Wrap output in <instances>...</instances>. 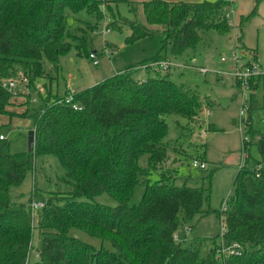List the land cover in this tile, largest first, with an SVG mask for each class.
<instances>
[{"label":"trees","instance_id":"1","mask_svg":"<svg viewBox=\"0 0 264 264\" xmlns=\"http://www.w3.org/2000/svg\"><path fill=\"white\" fill-rule=\"evenodd\" d=\"M262 1L256 0L250 16ZM102 5L98 0H0V115H11L16 96L5 86L9 79L22 71L33 87L36 80L45 78V60L56 66L70 51V44L64 42L67 12L86 10L101 19ZM143 5L148 23L164 27V40L162 52L141 65L167 60L168 49L173 56H182L197 47L201 32L231 31L226 13L230 0H151ZM245 21V17L241 19L240 28ZM130 27L129 42L153 35L136 22ZM84 52L82 47L78 54ZM129 73L78 92L75 102L82 106L80 111L59 103L60 97L49 87L48 99H43L45 108L28 109L23 115L33 122L34 152L12 153L7 140L0 139V264H264V133L257 132L261 171L240 167L224 219L225 239L242 245L244 253L224 257L222 262L213 247L202 257L200 249L209 239H199L197 246L185 248L175 236L181 216L191 223L210 213L204 211V201L211 188L177 185L164 176L151 184L138 163V155L146 153L152 170L163 166L169 148L167 117L195 120L203 109L202 97L196 89L175 83L168 73H154L145 81L135 80ZM247 106L245 125L251 135L255 134L251 115L258 110L253 93ZM209 128L217 130L214 125ZM243 143L245 152L253 145L251 142L249 147L246 138ZM44 155L60 161L65 180L75 192L44 201L35 226V214L24 205L14 206L10 190L25 181L34 171L36 158ZM141 179L146 188L137 207L131 202ZM104 193L115 199L117 206L98 204L95 198ZM35 197L37 188L31 201ZM36 228L42 241L36 251L38 259L31 261ZM75 230L102 244L110 243L114 251L98 250L75 238L71 234ZM251 245L257 247L254 252L248 251Z\"/></svg>","mask_w":264,"mask_h":264},{"label":"rangeland","instance_id":"2","mask_svg":"<svg viewBox=\"0 0 264 264\" xmlns=\"http://www.w3.org/2000/svg\"><path fill=\"white\" fill-rule=\"evenodd\" d=\"M102 1L98 15L89 14L86 10L66 14L65 43L70 44V51L59 59L58 65L44 61L45 78L34 82H21L20 71L12 79L16 86L11 115H0V133L10 144L12 153L28 151V135L33 122L24 117L28 109L43 110L44 98L48 99L49 87L61 98L68 92L93 89L104 80L117 74L129 73L140 81L152 77L153 73L142 69L141 64L155 59L162 52L164 27L150 25L144 12V2L151 0H98ZM166 2H203L218 0H163ZM226 8L231 26L229 33L215 30L201 32V41L196 48L188 50L182 56H173L171 51L165 53V59L176 66L168 72L171 79L180 85L196 89L202 97L203 109L198 118L192 121L178 116L167 117L169 133L167 137V161L155 171L150 168V155H138L139 166L144 169L151 184L159 182L163 176L177 185L187 184L194 188H211V195L205 198L204 211H210L203 217H198L191 223H186L180 217L176 235L185 248L197 246L199 239H209L200 249L201 256L206 257L213 247H217L216 258L223 262L227 257L223 252L231 245L225 239V214L222 212L228 205L229 198L234 195V183L240 167H250L260 170V154L258 149V133H264V0L259 4L255 15L250 16L256 8V0H230ZM246 18L243 28H240L242 18ZM136 22L148 28L152 36L129 42L132 35L131 23ZM242 37L239 43L238 39ZM82 47L86 48L82 56L78 54ZM240 59L237 64L234 54ZM257 52V53H256ZM97 55V60L90 58ZM257 56V57H256ZM222 58L226 61L223 62ZM252 63L261 66L262 78L253 79L252 86L259 84L254 90H245L236 79L235 71L242 70ZM199 68H206L203 74ZM133 71H130V70ZM11 80V79H9ZM259 82V83H258ZM52 83V84H51ZM251 86V87H252ZM51 90V89H50ZM49 90V92H50ZM251 93L256 97L258 110L252 112V126L255 134L247 135L245 120L247 101ZM245 110L242 115L241 111ZM208 111L211 115H208ZM214 125V131H210ZM258 132V133H257ZM253 142L248 151H244V140ZM247 143V142H246ZM205 156V157H204ZM198 159L207 164L206 169L194 168L192 160ZM264 172V165H263ZM37 188L34 200L47 201L51 196L74 193L72 184L65 180V170L60 161L51 155L38 156L34 171L30 172L25 181L11 191V198L16 203L30 210L31 198ZM146 184L144 179L137 185L131 205L141 206ZM85 201V198H80ZM98 204L109 207L117 206V201L104 193L95 198ZM220 212V215L217 214ZM38 213H35V226L38 224ZM76 231V230H75ZM96 249L104 247L113 252L110 243L102 244L99 239L76 231L71 233ZM216 239V242L210 241ZM40 240L39 229L33 233V250L31 261L37 256V246ZM217 243V244H216ZM197 248V247H196ZM257 249L255 245L248 247L249 252Z\"/></svg>","mask_w":264,"mask_h":264},{"label":"built area","instance_id":"3","mask_svg":"<svg viewBox=\"0 0 264 264\" xmlns=\"http://www.w3.org/2000/svg\"><path fill=\"white\" fill-rule=\"evenodd\" d=\"M90 58L92 60L96 61L97 55L93 53L90 55ZM234 58H235V62L237 64L240 57H239L238 53H236V51L234 54ZM222 61L225 62L226 59L222 58ZM174 66H176V65L173 62L165 60V61H159V62H150L148 64L141 65L137 68V70L142 69L146 72L154 74V73H160V72H168ZM199 71L203 74L208 73V70L206 68H199ZM262 75L263 74L261 71V66L259 64L252 63L251 66H248V67L245 66L242 70L237 69L235 71L234 76L239 81L241 87H243L245 90L250 91L253 79H257L259 77H262ZM21 82H23L25 84L29 83L28 77L21 74ZM5 86L8 87L10 90H13L16 86V83L13 79H11L5 83ZM77 93H78L77 91L68 92L67 95H65L59 99V103H65V104L71 106L74 110H78V111L82 110V106L79 103L75 102V95ZM245 108H246V111L248 112V106H246ZM241 113H242V115L245 114V110L243 109L241 111ZM208 115H211L210 111H208ZM0 139L4 140L5 138H4V136H1ZM191 165L194 168H198V169H202V170L207 168V164L204 161H201L198 159L192 160ZM242 167H244V166H242ZM258 172H259V170L257 171V173ZM258 176H259V174H258ZM44 207H45L44 201L38 202L36 200H33L30 203V210L32 211L33 214L40 211ZM228 208H229L228 205H225L222 209V212L223 213L226 212ZM223 223L225 224L224 220H223ZM225 232H226V230H225ZM224 235H225V233H224ZM175 240L176 241L180 240L177 235L175 236ZM223 252L226 254V256H242L244 253V247L242 245H240L239 243L234 242L231 245H229V247L226 248L225 251H223Z\"/></svg>","mask_w":264,"mask_h":264},{"label":"water","instance_id":"4","mask_svg":"<svg viewBox=\"0 0 264 264\" xmlns=\"http://www.w3.org/2000/svg\"><path fill=\"white\" fill-rule=\"evenodd\" d=\"M35 150V131L31 130L28 135V151L34 152Z\"/></svg>","mask_w":264,"mask_h":264},{"label":"crops","instance_id":"5","mask_svg":"<svg viewBox=\"0 0 264 264\" xmlns=\"http://www.w3.org/2000/svg\"><path fill=\"white\" fill-rule=\"evenodd\" d=\"M79 91H82V90H79ZM15 99V98H14ZM14 99H13V101H14ZM13 106H14V102H13ZM12 106V107H13ZM10 110H11V108H10ZM14 188V187H13ZM13 188H11V190H10V194H11V191H12V189ZM12 197V196H11ZM12 199V198H11ZM12 202H13V204H14V206H16V207H19V206H22V204H18V203H16V202H14V200L12 199ZM74 232H76V231H74ZM41 241H42V238H41V233H40V240H39V244H38V246H37V251H38V249L40 248V246H41ZM38 255V254H37ZM38 259V256H36L35 257V260H37Z\"/></svg>","mask_w":264,"mask_h":264}]
</instances>
